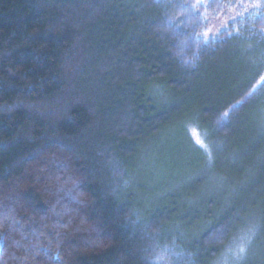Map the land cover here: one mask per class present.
Here are the masks:
<instances>
[{
  "label": "trees",
  "instance_id": "trees-1",
  "mask_svg": "<svg viewBox=\"0 0 264 264\" xmlns=\"http://www.w3.org/2000/svg\"><path fill=\"white\" fill-rule=\"evenodd\" d=\"M242 237L264 264V0H0V264H218Z\"/></svg>",
  "mask_w": 264,
  "mask_h": 264
},
{
  "label": "rangeland",
  "instance_id": "rangeland-1",
  "mask_svg": "<svg viewBox=\"0 0 264 264\" xmlns=\"http://www.w3.org/2000/svg\"><path fill=\"white\" fill-rule=\"evenodd\" d=\"M193 139L198 143L199 139L196 137L194 133H192ZM156 147V146H155ZM154 147V149H155ZM145 149L153 150L152 145H148ZM144 157H147V160H153V158H156L155 152H144ZM160 176L157 177L159 179ZM145 183V188L143 192V197L146 198H157L160 196H163L167 191L174 189L176 186V182H174L173 186L171 187L168 183H162L159 184V181H143L141 182ZM159 184V185H158ZM138 185V184H137ZM244 239L239 238L233 243L229 244L226 248V251L224 252L222 259L219 260L218 264H246V258H247V249L246 246H244ZM243 249V251H241Z\"/></svg>",
  "mask_w": 264,
  "mask_h": 264
},
{
  "label": "snow or ice",
  "instance_id": "snow-or-ice-1",
  "mask_svg": "<svg viewBox=\"0 0 264 264\" xmlns=\"http://www.w3.org/2000/svg\"><path fill=\"white\" fill-rule=\"evenodd\" d=\"M198 143H200V141H198ZM241 251H243V249H241Z\"/></svg>",
  "mask_w": 264,
  "mask_h": 264
}]
</instances>
